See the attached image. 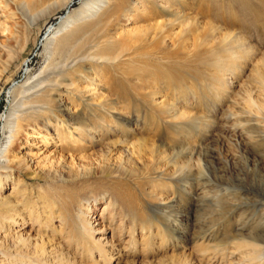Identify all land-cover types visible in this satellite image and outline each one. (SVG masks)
I'll return each mask as SVG.
<instances>
[{
    "label": "rangeland",
    "instance_id": "1",
    "mask_svg": "<svg viewBox=\"0 0 264 264\" xmlns=\"http://www.w3.org/2000/svg\"><path fill=\"white\" fill-rule=\"evenodd\" d=\"M72 15L102 32L17 121L0 264H264V0H0V145Z\"/></svg>",
    "mask_w": 264,
    "mask_h": 264
},
{
    "label": "bare ground",
    "instance_id": "2",
    "mask_svg": "<svg viewBox=\"0 0 264 264\" xmlns=\"http://www.w3.org/2000/svg\"><path fill=\"white\" fill-rule=\"evenodd\" d=\"M40 4L29 3V11L32 9L36 16V14H39L38 8ZM90 17L93 16L90 15L83 19V21H76V16L72 15L70 18L64 20L65 22L60 23L58 27H49L45 39L47 52L41 57L37 66L29 73L30 76L20 84L19 88H12L13 92L16 93L17 91L20 96L22 95V98L34 96V100L33 104L28 108L16 110L17 113H10L6 117L3 126V143L1 142L0 145V165H8L10 162L7 155L17 134V121L25 111L29 109V113L27 114L34 116L38 112H47L50 109L51 104L45 99L49 90H46V88L53 87L58 98L62 96L63 92H67L69 89L72 90L73 84H65L63 86V84L59 85L60 82L57 81L44 82L43 80L49 74L74 67L78 61L82 60L80 57L89 56V51L95 42L94 37H97L102 32L101 25L94 23V21H99L98 18L94 16L93 20L89 22L88 19ZM31 22L30 20L29 23L31 24ZM4 183L2 181L1 185ZM12 193L15 195L14 197L2 196L0 194V219H2V222L17 217L20 213L19 207L23 205L21 198L24 196V191L20 189L18 182L17 186L12 189L11 195ZM6 213L7 216H5Z\"/></svg>",
    "mask_w": 264,
    "mask_h": 264
}]
</instances>
